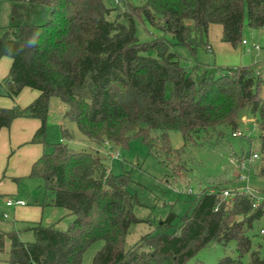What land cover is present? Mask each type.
<instances>
[{
    "label": "trees",
    "instance_id": "obj_1",
    "mask_svg": "<svg viewBox=\"0 0 264 264\" xmlns=\"http://www.w3.org/2000/svg\"><path fill=\"white\" fill-rule=\"evenodd\" d=\"M121 2L123 9L104 0H11V23L0 31V59L12 62L0 80V94L16 97L24 87L40 94L25 107H0V131L18 117L38 118L32 142L45 143L51 98L58 97L67 106L64 117L90 140L114 148L141 138L174 177H182L189 168L183 149L172 147L169 131H182L186 142L217 144L225 135L217 126L229 125L234 135L240 113L247 110L258 115L264 161V77L247 65L197 63L189 69L172 49L173 44L194 52L200 45L208 49L204 36L212 24L222 25L224 41L243 44L245 21L264 27V0ZM137 18L172 33L175 43L162 36L141 41ZM62 135L72 138L66 128ZM52 146L33 163L31 175L44 177L49 204L74 217L66 229L58 222H34L33 241L8 233L7 264H82L98 241L103 245L92 264H185L209 243L231 240L237 256L226 255L217 264H264L248 234L264 208L250 195L225 197V188L218 186L204 190L179 225L171 210L155 230L126 246L132 225L146 221L135 213L141 202L129 173H113L98 150H75L65 140ZM4 236L0 232V250Z\"/></svg>",
    "mask_w": 264,
    "mask_h": 264
},
{
    "label": "rangeland",
    "instance_id": "obj_2",
    "mask_svg": "<svg viewBox=\"0 0 264 264\" xmlns=\"http://www.w3.org/2000/svg\"><path fill=\"white\" fill-rule=\"evenodd\" d=\"M134 1L142 3L144 0ZM104 3L108 7L124 8V3H118L117 0H104ZM11 9V0H0V31L11 23ZM115 15L116 12H113L111 17ZM188 23L193 24L192 20H188ZM136 27L137 35L143 42L162 36L175 43L172 33L163 31L148 20L137 18ZM222 36V25L212 24L208 34L204 36V42H208L211 48L206 49L205 45H200L194 52L186 45L173 44L172 49L181 55V63L189 69H194L197 63L222 67L247 65L257 75L264 77V27H252L245 21L242 38L248 41L247 45L239 44L234 47L224 41ZM255 45H259V48H254ZM248 47H251L250 51H247ZM10 66V57L0 59V80L6 77ZM261 94L264 97V84ZM38 95L37 89L29 87H24L16 97L0 94V107H25ZM66 109V104L60 98H51L45 143L32 142L31 137L25 143L6 146L15 129L14 120L9 127H5L4 132L0 131V232L5 233L4 249L0 250V264H7L6 259L9 257L11 240L8 233L15 231L22 240L33 241L35 235L30 227L34 222L46 226L58 222L61 229H66L74 217L69 214L68 209L49 204L52 196L46 190L44 177L31 175L33 163L42 154L52 152L54 143L64 140L62 123L73 133L71 139L65 138L70 147L75 150H98L113 173H129L134 181L132 189L136 190L141 202L136 205L135 213L146 221L132 225L126 237V246L137 242L143 234L155 230L171 210L177 214L175 224L179 225L181 217L191 211L200 194L204 190L212 191L216 186L229 189L232 196L236 192L247 191L254 197L256 206L261 204L264 208V175L260 174L264 161L260 130L256 124L258 115L247 110L240 113L237 129L242 132L240 136L232 135L229 125L217 126V130H223L225 135L213 145L186 142L182 131L170 130L171 145L176 149H183L181 158L189 168L184 176L174 177L173 170L162 164L141 138L133 136L127 146H100L88 140L74 121L64 117ZM24 120L28 123L39 122L38 118L32 117H24ZM216 138L215 132L211 139L215 142ZM253 153L259 156L253 158ZM9 197L23 199L26 204L9 206L6 203ZM263 227L264 215L248 232L252 239V249L260 250L262 258L264 233L260 230ZM102 245L103 241L92 245L85 252L82 264H92L94 254ZM236 246L235 240L227 244L211 242L185 264H217L226 255L236 257ZM249 256V253L244 256L245 262L249 260Z\"/></svg>",
    "mask_w": 264,
    "mask_h": 264
},
{
    "label": "crops",
    "instance_id": "obj_3",
    "mask_svg": "<svg viewBox=\"0 0 264 264\" xmlns=\"http://www.w3.org/2000/svg\"><path fill=\"white\" fill-rule=\"evenodd\" d=\"M212 48H213V46H212ZM11 62H12V60H11ZM39 94H40V92H39ZM14 121H15V123H14L15 124V129H14V131L11 132L10 142L6 146L9 145V146L13 147V145H15L16 143H25V141L27 142L31 137H33L32 135H34V133H35L34 131L37 130V128L40 126V123H41L40 120H39V122H36V123H28L27 120H24V117L16 118ZM63 128H66V129H68L70 131V129L68 127H66L65 124L62 123L61 132H62ZM4 129H5V127L2 128L1 133L4 132ZM71 134H72V137H73V133L72 132H71ZM62 139H64L63 135H62ZM87 139L89 140V138H87ZM4 140L5 139L3 137V143H2L3 147H4V144H5Z\"/></svg>",
    "mask_w": 264,
    "mask_h": 264
},
{
    "label": "built area",
    "instance_id": "obj_4",
    "mask_svg": "<svg viewBox=\"0 0 264 264\" xmlns=\"http://www.w3.org/2000/svg\"><path fill=\"white\" fill-rule=\"evenodd\" d=\"M122 0H117L118 3H120ZM243 44L247 45L248 41L246 39H243ZM208 48H211V45L208 46ZM254 48H259V45H255ZM251 47L247 48V51H250ZM234 135L240 136L242 135V132H240L239 130H236L234 133ZM105 144L107 145L108 148H110V144L108 141L105 142ZM259 155L257 153H253L252 157L253 158H257ZM238 193H243V194H247L250 195L247 191H242V192H238ZM233 193H230L229 189H225L223 190V196L228 197V196H232ZM252 198H254L252 195H250ZM7 205L12 206V205H25L26 202L23 199H19V198H15V197H9L6 200ZM254 205L256 206V202L254 203ZM261 233H264V227L261 228L260 230Z\"/></svg>",
    "mask_w": 264,
    "mask_h": 264
},
{
    "label": "water",
    "instance_id": "obj_5",
    "mask_svg": "<svg viewBox=\"0 0 264 264\" xmlns=\"http://www.w3.org/2000/svg\"><path fill=\"white\" fill-rule=\"evenodd\" d=\"M13 87H14V85H13V84H11V89H13Z\"/></svg>",
    "mask_w": 264,
    "mask_h": 264
}]
</instances>
